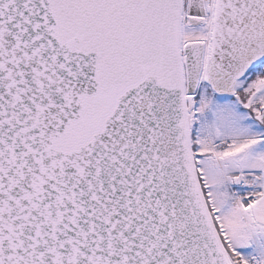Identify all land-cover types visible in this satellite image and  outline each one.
<instances>
[{"label":"snow or ice","instance_id":"obj_1","mask_svg":"<svg viewBox=\"0 0 264 264\" xmlns=\"http://www.w3.org/2000/svg\"><path fill=\"white\" fill-rule=\"evenodd\" d=\"M0 264H264V0H0Z\"/></svg>","mask_w":264,"mask_h":264}]
</instances>
